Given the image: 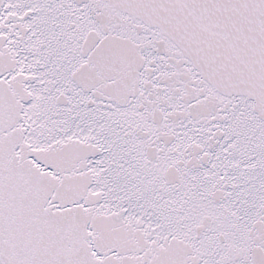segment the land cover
<instances>
[{
    "label": "snow or ice",
    "instance_id": "1",
    "mask_svg": "<svg viewBox=\"0 0 264 264\" xmlns=\"http://www.w3.org/2000/svg\"><path fill=\"white\" fill-rule=\"evenodd\" d=\"M0 264H264V0H0Z\"/></svg>",
    "mask_w": 264,
    "mask_h": 264
}]
</instances>
